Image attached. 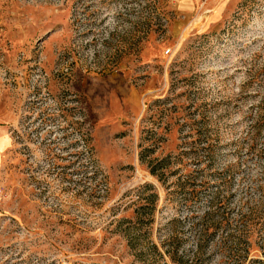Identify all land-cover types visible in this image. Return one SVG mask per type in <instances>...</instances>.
I'll use <instances>...</instances> for the list:
<instances>
[{
    "label": "rangeland",
    "instance_id": "obj_1",
    "mask_svg": "<svg viewBox=\"0 0 264 264\" xmlns=\"http://www.w3.org/2000/svg\"><path fill=\"white\" fill-rule=\"evenodd\" d=\"M0 264H264V0H0Z\"/></svg>",
    "mask_w": 264,
    "mask_h": 264
},
{
    "label": "trees",
    "instance_id": "obj_2",
    "mask_svg": "<svg viewBox=\"0 0 264 264\" xmlns=\"http://www.w3.org/2000/svg\"><path fill=\"white\" fill-rule=\"evenodd\" d=\"M150 171H151L152 173H156V168L152 165V166L150 167ZM152 194L155 195L154 192H153Z\"/></svg>",
    "mask_w": 264,
    "mask_h": 264
}]
</instances>
